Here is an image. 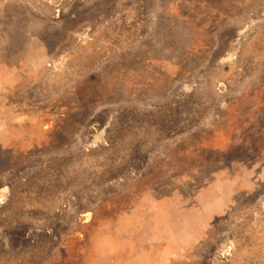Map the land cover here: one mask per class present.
Masks as SVG:
<instances>
[{
	"label": "rangeland",
	"instance_id": "obj_1",
	"mask_svg": "<svg viewBox=\"0 0 264 264\" xmlns=\"http://www.w3.org/2000/svg\"><path fill=\"white\" fill-rule=\"evenodd\" d=\"M0 264H264V0H0Z\"/></svg>",
	"mask_w": 264,
	"mask_h": 264
}]
</instances>
